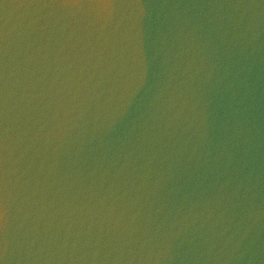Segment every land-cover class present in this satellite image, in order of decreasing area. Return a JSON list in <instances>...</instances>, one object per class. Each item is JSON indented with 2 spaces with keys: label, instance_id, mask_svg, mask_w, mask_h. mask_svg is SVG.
I'll return each instance as SVG.
<instances>
[{
  "label": "water",
  "instance_id": "95a60500",
  "mask_svg": "<svg viewBox=\"0 0 264 264\" xmlns=\"http://www.w3.org/2000/svg\"><path fill=\"white\" fill-rule=\"evenodd\" d=\"M0 264H264V0H0Z\"/></svg>",
  "mask_w": 264,
  "mask_h": 264
}]
</instances>
